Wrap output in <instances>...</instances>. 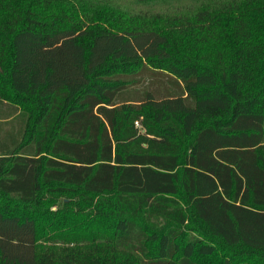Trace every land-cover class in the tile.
I'll list each match as a JSON object with an SVG mask.
<instances>
[{
    "label": "trees",
    "instance_id": "1",
    "mask_svg": "<svg viewBox=\"0 0 264 264\" xmlns=\"http://www.w3.org/2000/svg\"><path fill=\"white\" fill-rule=\"evenodd\" d=\"M165 4L0 0V264H264V0Z\"/></svg>",
    "mask_w": 264,
    "mask_h": 264
},
{
    "label": "rangeland",
    "instance_id": "2",
    "mask_svg": "<svg viewBox=\"0 0 264 264\" xmlns=\"http://www.w3.org/2000/svg\"><path fill=\"white\" fill-rule=\"evenodd\" d=\"M120 5L128 11L133 13H145V12H161L165 10L166 3H169V0H154L150 3H139L135 0H118ZM173 1V0H172ZM147 76V89L158 94L161 89L165 88L172 94L180 93V88L176 79L163 73V72H145ZM55 209V206L53 207Z\"/></svg>",
    "mask_w": 264,
    "mask_h": 264
},
{
    "label": "built area",
    "instance_id": "3",
    "mask_svg": "<svg viewBox=\"0 0 264 264\" xmlns=\"http://www.w3.org/2000/svg\"><path fill=\"white\" fill-rule=\"evenodd\" d=\"M136 124L139 126V122H136Z\"/></svg>",
    "mask_w": 264,
    "mask_h": 264
}]
</instances>
